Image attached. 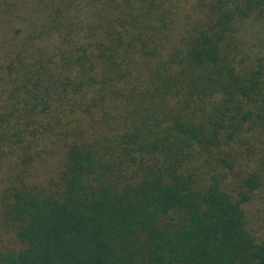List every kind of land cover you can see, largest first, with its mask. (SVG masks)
<instances>
[{
	"label": "trees",
	"instance_id": "obj_1",
	"mask_svg": "<svg viewBox=\"0 0 264 264\" xmlns=\"http://www.w3.org/2000/svg\"><path fill=\"white\" fill-rule=\"evenodd\" d=\"M253 19L264 42V0H0V264H264L258 175L233 201L208 169L264 128Z\"/></svg>",
	"mask_w": 264,
	"mask_h": 264
},
{
	"label": "rangeland",
	"instance_id": "obj_2",
	"mask_svg": "<svg viewBox=\"0 0 264 264\" xmlns=\"http://www.w3.org/2000/svg\"><path fill=\"white\" fill-rule=\"evenodd\" d=\"M253 22H247V31L240 32L239 38L242 42L241 50L238 56L247 55L252 62V66H256L258 62L264 60V42L259 41V37L251 36L259 29ZM17 24L11 22L5 23L0 20V48L1 57L7 54V43L11 36V29ZM0 62H3L0 60ZM264 67V65L262 66ZM262 87L264 91V69L260 74ZM249 124V123H247ZM253 138L249 143H243L242 139L227 142V147L220 143V150L215 152L214 165L208 167L210 175L213 174L221 182V188L230 196L233 201H239V192L242 189V180L250 172H254L259 177V186L250 192V199L246 202H240L239 205L244 211L246 231L255 241H264V128L255 125L252 133ZM223 158L231 163L227 166L218 159Z\"/></svg>",
	"mask_w": 264,
	"mask_h": 264
}]
</instances>
